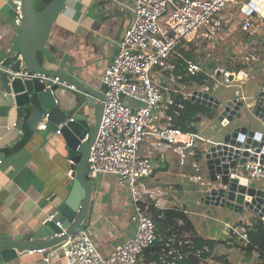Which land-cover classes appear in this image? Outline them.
<instances>
[{
  "label": "crops",
  "instance_id": "1",
  "mask_svg": "<svg viewBox=\"0 0 264 264\" xmlns=\"http://www.w3.org/2000/svg\"><path fill=\"white\" fill-rule=\"evenodd\" d=\"M133 2L134 0H68L66 8L54 21L46 43V55L53 62L62 61L61 70L66 73L71 65L74 66V75L100 88L103 84V72L113 60L124 29L133 16L131 10ZM244 2L248 0H236L235 4L221 13L222 25L217 34L213 37H200L213 38L212 40L218 36L230 37L231 32L236 30L237 21L243 22L245 18L252 20L253 28L250 32L236 31L232 35L233 45L241 51H254L251 53H255L257 59L246 61L249 53L235 65H224L225 69L230 70L247 69L252 76L239 86L231 85L223 90H220L221 87L210 89L211 93H218V96L214 95L223 100L236 96L235 92L239 89L248 106L252 107L259 102L264 83V15L261 13L248 15L243 10ZM243 13L246 17L241 18ZM19 31L20 25L15 22L14 0H0V61L9 51H16ZM197 38L199 39L195 37L187 42L186 44H191L192 47L186 46L181 52L184 53L183 49L187 50L194 55L192 59L200 62L194 52L198 45ZM179 61L181 60L176 62ZM53 64L56 67L57 64L55 62ZM168 73L169 71H166V77ZM176 73L178 75L171 72V76L180 78L185 74L177 71ZM191 77L194 76L187 75V78ZM161 78L164 85L170 86L166 94L178 103L184 100L185 91L172 86L164 76ZM196 83L198 86L196 85L193 90L202 86ZM83 96L82 92L65 85L56 91L58 105L70 116L79 110ZM24 107L26 111L10 99L0 87V234L7 237L31 231L63 205L73 187L72 173L76 168L71 162L68 144L63 134L56 133L48 127L43 129L39 127L40 123L36 128L33 127L32 120L38 114L31 112L33 107L26 105ZM173 108L171 106L167 110V115L173 114ZM217 113L215 118H207V115H204L201 121L195 122L200 120L199 116L203 115L201 114L191 125L187 124L185 131H195L201 136L193 153L189 149L183 150L184 154L181 153L176 144L159 146L156 135L148 136L141 144L140 153L149 155L156 164V169L147 179V184L152 191L160 194L166 206H177L187 214L193 226V233L183 232L181 238L184 242L192 235L218 241L211 249L207 245L204 246L208 247V250L204 249L208 254L201 258V263L262 264L263 257L260 254L252 249H245L237 239L229 238L226 223L236 224L244 218L249 224L247 229L249 233L255 231L256 225L263 219L255 215L256 213L241 214L222 206L205 204L202 200L208 182L205 148L212 141L221 140L217 138L218 134L214 133L215 127L219 126V130L223 128L217 119ZM166 121L167 116L161 123L165 124ZM173 122L177 123L175 117ZM263 127L261 121H258L257 128L264 131ZM193 128L197 131L191 130ZM225 131L226 129H222L220 134ZM93 179L95 185L90 207L82 227L89 229L100 252L108 255L135 231V224L131 221L130 192L113 174L100 173ZM231 218L235 220L232 221ZM217 221H224V227L216 226ZM235 245L241 248L242 254L233 252ZM53 250H30L18 258L0 259V264H65L63 255L56 252L51 263L44 261L45 256ZM155 255L153 252L145 253L141 258V264H156Z\"/></svg>",
  "mask_w": 264,
  "mask_h": 264
},
{
  "label": "built area",
  "instance_id": "2",
  "mask_svg": "<svg viewBox=\"0 0 264 264\" xmlns=\"http://www.w3.org/2000/svg\"><path fill=\"white\" fill-rule=\"evenodd\" d=\"M235 3L236 0H134L131 6L133 16L124 29L113 60L103 72L102 80L107 85L106 98H97V101L104 103V108L97 135L90 147L88 162L91 177L110 173L117 177L120 184L128 187L132 204L131 221L135 224V231L110 254L104 255L93 241L89 229L82 227L47 254L44 258L46 263H51L56 252L63 255L65 264H141L145 249L157 239L156 222L149 207H173L166 206L160 194L148 186L147 179L154 174L156 164L149 155L140 153L141 144L150 134H154L158 137L159 146L176 144L184 154L185 149L193 153L201 139L197 132L185 131L173 122L183 103L176 102L166 94L170 86L164 85L161 77L168 69L173 71L177 66L173 60L179 59L184 60L187 75L195 76L203 72L202 64L186 57L181 49L195 37H213L217 34L222 25L221 13ZM14 11L15 22L20 25L24 15L22 0H14ZM242 24L245 31L250 32L253 28L250 18L243 19ZM249 59H257V56L250 53L246 61ZM17 75L40 77L47 80V87L59 82L58 77H46L35 72L28 75L27 70L13 72L11 78ZM207 75L212 85L205 82L199 89L210 91L223 85L239 86L252 76L244 68H215ZM60 83L80 91L74 85ZM193 91L184 93V99H191ZM235 93L236 97L246 100L239 89ZM258 100L264 104V83ZM171 106L174 107L173 114L167 115ZM165 116L167 121L162 124ZM46 120H42L39 127L46 129ZM56 133H61L60 128ZM250 151L254 153L253 149ZM71 162H74L72 158ZM239 170L250 183L264 180V162L247 160ZM159 216H163V212ZM57 224L61 226L60 221ZM226 228L230 239H237L245 249L251 246L246 228L233 223H226ZM185 244L190 242H184L173 234L160 256L161 261L174 264L183 257L182 247ZM204 249L208 250V247ZM252 250L260 254L258 247ZM197 255H200V250H197Z\"/></svg>",
  "mask_w": 264,
  "mask_h": 264
},
{
  "label": "water",
  "instance_id": "3",
  "mask_svg": "<svg viewBox=\"0 0 264 264\" xmlns=\"http://www.w3.org/2000/svg\"><path fill=\"white\" fill-rule=\"evenodd\" d=\"M67 1L22 0L24 15L20 23L17 49L15 52L9 51L0 61V87L24 111L25 105L33 107L31 112L38 114L32 120L33 127L36 128L46 118L48 128L55 132L60 128L74 161L73 166L76 165L72 173L74 183L70 194L55 213L27 233L13 237L0 234V259L3 260L18 258L30 250L56 249L69 235L82 228L90 207L95 182L89 175L88 154L97 135L104 108V103L97 101V98H106L107 85L103 83L100 88H96L86 83L74 75L72 65L67 73L64 72L61 70L62 61H54L57 64L55 67L45 53L54 21L66 8ZM243 10L253 15H264V0H249ZM20 70H27L28 75L35 72L46 77H58L59 82L47 87V80L40 77L17 75L11 78L13 72ZM60 82L74 85L84 95L79 110L73 116L68 115L56 102V91L62 86ZM191 99L219 109L217 119L223 126L217 131L221 140L212 141L205 148L208 182L202 200L205 204L222 206L241 214L254 212L264 220V187L250 183L239 170L247 160L264 162V131L257 128L258 121L264 126V104L259 102L249 107L245 100L236 96L223 100L203 89L194 90ZM244 106L256 120L242 119ZM87 109L92 111L88 112ZM222 129L226 131L220 135ZM58 221L61 226L57 224ZM235 225H242L246 229L249 226L244 218Z\"/></svg>",
  "mask_w": 264,
  "mask_h": 264
},
{
  "label": "trees",
  "instance_id": "4",
  "mask_svg": "<svg viewBox=\"0 0 264 264\" xmlns=\"http://www.w3.org/2000/svg\"><path fill=\"white\" fill-rule=\"evenodd\" d=\"M183 51L186 57L194 58V55L192 53H189L185 49H183ZM180 60L181 61L177 62L178 65L175 69L177 72L183 74L184 60ZM180 66L182 67L181 69ZM191 78L195 79L198 84H203L206 82L208 75L203 71ZM181 103H183V107H179V114L175 115V119L177 121V123L175 124L177 126H181L183 130L187 129L186 125L190 121H194L197 116L201 114L208 115L209 113L213 115V113L215 112L212 107H209L192 99H182ZM191 130L196 129L193 128ZM149 212L156 222L157 239L150 247L145 249L143 255L145 253L151 254L153 252L154 254H156V264H163L160 261V256L164 248L166 247V243L168 242L170 237L173 234H176L177 237H183V232H192L193 226L187 214L177 206L169 207L166 209H159L151 205L149 207ZM161 212H163V216H159ZM248 235L251 240V246L249 247V249L251 250L254 247H258V249H260V255L263 257L262 264H264V221L258 223L256 225V230L249 232ZM188 239L186 240H188L190 244L186 245L183 249V257L180 259L178 258L174 264H207L201 263V258L207 256L208 254V252L204 250V246L207 245L211 249L218 241L212 239H202L201 237L196 235H192L188 237ZM198 249H202L200 255H197ZM169 258H171V256Z\"/></svg>",
  "mask_w": 264,
  "mask_h": 264
},
{
  "label": "rangeland",
  "instance_id": "5",
  "mask_svg": "<svg viewBox=\"0 0 264 264\" xmlns=\"http://www.w3.org/2000/svg\"><path fill=\"white\" fill-rule=\"evenodd\" d=\"M237 1H240V0H237ZM234 9L237 10V7H235ZM243 17H246V15L244 13L241 15V18H243ZM242 25H243L242 22L237 21L235 23V29L236 30H233V32H231V34L234 35L236 33V31H239V32L241 31L243 33L245 30L242 28ZM232 35L230 37L224 36V38H221L220 36H218L217 38H215V40H212L213 38H210V39L209 38L202 39L201 37H199V39L197 38L198 39L197 40L198 45L196 46V50L194 52H195V56L198 58V60L200 62H203L202 67H203L204 72L206 74L213 72L215 68L225 69L224 65H228V66L235 65V63H238V61H240V59H242L243 56H245L246 54H249L251 52H254V51H250V50L249 51H241L240 49H236V45H233L234 40H233ZM186 46L189 47V46H191V44H188V45L186 44L185 47ZM173 62L176 65H178L176 60H173ZM180 68H182V67L180 66ZM168 71H169V73L167 74L168 76L166 77V73H164V77L167 79V81L172 86L179 88V89H182V91H185L186 93H188V92L192 91L194 88H196V85H197L196 82L197 81L195 79H192V78H187V74H186L185 70L183 71V72H185V74L183 76H181L180 78H178V76L177 77L175 76L174 78L171 76V72L174 75H178L176 73V69H174L173 71L168 69ZM206 83L209 85H212V80L210 79V76H208ZM224 88H228V87L223 85V86H221L220 90H223ZM213 92H215V91H213ZM217 94L218 93H216L215 95L218 96ZM214 111L215 112L213 113V115L209 113L207 115V118H215L218 110L214 109ZM203 116H204V114L199 116L200 120H197V121L195 120V122L201 121L203 119ZM205 116H206V114H205ZM242 119L245 121H251V120H256V117L252 114V112H249L248 109L244 106L243 107V113H242ZM191 123L192 122L190 121L188 123V125H191ZM186 127H187V125H186ZM215 129L218 131L219 126L215 127ZM263 129H264V127H263ZM216 130L214 133H217ZM196 131H197V129H196ZM213 138H215V137H213ZM217 138H220V136ZM253 183L258 184V185H264V180H260V179L254 180ZM250 213H254V212H250ZM255 215H257V214H255ZM252 217H253V215H252ZM226 219L227 218L225 217L224 220H226ZM253 219H250V220L253 221ZM230 220L234 221L235 219L231 218ZM224 224H225L224 221L215 222V225L219 226V227L220 226L224 227ZM233 252H235L236 254H242L243 253L241 248L238 245H235L233 247ZM232 259H235V257H232Z\"/></svg>",
  "mask_w": 264,
  "mask_h": 264
},
{
  "label": "bare ground",
  "instance_id": "6",
  "mask_svg": "<svg viewBox=\"0 0 264 264\" xmlns=\"http://www.w3.org/2000/svg\"><path fill=\"white\" fill-rule=\"evenodd\" d=\"M263 2V1H262Z\"/></svg>",
  "mask_w": 264,
  "mask_h": 264
}]
</instances>
